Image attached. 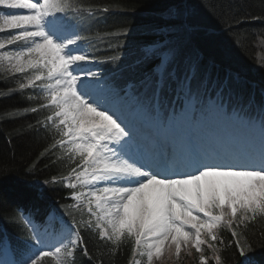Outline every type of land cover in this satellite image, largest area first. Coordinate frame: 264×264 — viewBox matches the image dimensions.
I'll return each instance as SVG.
<instances>
[{
	"label": "snow or ice",
	"instance_id": "snow-or-ice-1",
	"mask_svg": "<svg viewBox=\"0 0 264 264\" xmlns=\"http://www.w3.org/2000/svg\"><path fill=\"white\" fill-rule=\"evenodd\" d=\"M108 11L83 0H0V74L12 81L0 96L27 105L0 119L35 114L17 134L47 141L25 177L41 164L62 167L28 183L31 208L9 207L0 193V216L25 234L18 244L0 234V264H107L125 248L127 264L182 253L198 264H264L256 257L264 253V88L248 92L238 72L210 69L193 45L207 25L187 0L168 6L130 49V26L93 28ZM220 18L239 46L244 25L264 24V0L259 14ZM129 56L141 69L131 79ZM201 131L210 134L191 135ZM0 169L7 178L8 166ZM62 189L70 202L55 199Z\"/></svg>",
	"mask_w": 264,
	"mask_h": 264
},
{
	"label": "trees",
	"instance_id": "trees-1",
	"mask_svg": "<svg viewBox=\"0 0 264 264\" xmlns=\"http://www.w3.org/2000/svg\"><path fill=\"white\" fill-rule=\"evenodd\" d=\"M83 2L106 6L109 9L107 13H101L100 18L93 24L95 30L116 32L121 25L125 24L133 28L134 31L130 33L131 40L126 42V48L130 49L150 38L145 28L157 22L160 14L176 0H83ZM187 2L197 13V19L207 25V34L201 33L193 37V45L199 50L205 63L213 72L221 76L229 72H238L241 76L238 86L252 92V85H254L258 94L260 89L264 88V24L259 21H250L244 25L245 34L237 46L223 30V21L220 17L223 12L229 10L231 12L248 10L259 14L261 0H187ZM4 35L0 34V38ZM232 35L234 36L235 33ZM115 54L108 49L101 50V55L105 57ZM121 59L124 60L123 54ZM125 63L128 65L125 76L129 79L141 70L131 66V56ZM105 67L114 66L106 64ZM4 80L5 77L0 74V91H6L12 84L11 80L7 83ZM25 106L27 105L20 95L0 96V111ZM34 119L35 114L22 116L16 120L0 119V165L8 166L10 173L7 178L0 176V193L6 196L9 207L21 205L31 208L33 202L27 195L28 183L34 179L48 178L56 173L57 168L62 170L59 162L55 166L48 164L47 167L41 164L37 176L25 177L24 166L34 159L47 143L43 136L17 134L21 126ZM67 192L68 190L62 189L53 195L60 203H66L70 201H65L62 197ZM37 207L38 211L43 213L47 211L48 205L39 204ZM2 233L11 236L14 244L20 243L25 238V234L15 225L9 224L4 217L0 216V234ZM249 235L252 236L251 231ZM122 251L123 254H117L111 260L105 256L107 264H127L130 253L127 248ZM229 254L228 250L222 253L223 256ZM262 255L264 253L259 251L256 253L258 259ZM44 264H53V261L46 259ZM180 264H198V258L195 253L190 257L184 254Z\"/></svg>",
	"mask_w": 264,
	"mask_h": 264
},
{
	"label": "rangeland",
	"instance_id": "rangeland-1",
	"mask_svg": "<svg viewBox=\"0 0 264 264\" xmlns=\"http://www.w3.org/2000/svg\"><path fill=\"white\" fill-rule=\"evenodd\" d=\"M183 255H184V253H182L181 257H182ZM179 261H180V260H179ZM179 261H176L175 258H173V259L166 260V261L164 262V264H173V263L178 264Z\"/></svg>",
	"mask_w": 264,
	"mask_h": 264
}]
</instances>
